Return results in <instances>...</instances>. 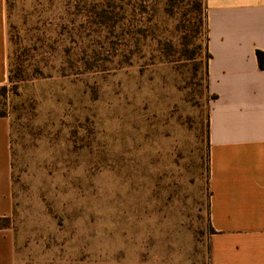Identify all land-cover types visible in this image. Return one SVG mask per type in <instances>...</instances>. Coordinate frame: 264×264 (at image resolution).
Returning a JSON list of instances; mask_svg holds the SVG:
<instances>
[{
  "label": "rangeland",
  "instance_id": "rangeland-1",
  "mask_svg": "<svg viewBox=\"0 0 264 264\" xmlns=\"http://www.w3.org/2000/svg\"><path fill=\"white\" fill-rule=\"evenodd\" d=\"M6 17L13 264H209L205 1Z\"/></svg>",
  "mask_w": 264,
  "mask_h": 264
},
{
  "label": "crops",
  "instance_id": "crops-1",
  "mask_svg": "<svg viewBox=\"0 0 264 264\" xmlns=\"http://www.w3.org/2000/svg\"><path fill=\"white\" fill-rule=\"evenodd\" d=\"M208 90L209 264H264V0H204ZM6 0H0V86L8 81ZM9 118L0 117V218L13 211ZM0 230V264L14 263Z\"/></svg>",
  "mask_w": 264,
  "mask_h": 264
},
{
  "label": "trees",
  "instance_id": "trees-1",
  "mask_svg": "<svg viewBox=\"0 0 264 264\" xmlns=\"http://www.w3.org/2000/svg\"><path fill=\"white\" fill-rule=\"evenodd\" d=\"M256 55H257L259 68L264 70V52L257 51ZM10 80H11V78H10ZM7 92H8V89L6 86L0 87V117H6V118H8V114L5 110V105H6V101H7V94H8ZM9 218L10 217H2V218H0V222L1 221L7 222L9 220ZM5 228H7L5 225L0 224V230L5 229ZM211 231L213 232L212 228H211Z\"/></svg>",
  "mask_w": 264,
  "mask_h": 264
}]
</instances>
